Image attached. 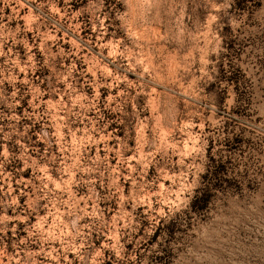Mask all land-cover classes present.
Here are the masks:
<instances>
[{"label": "clouds", "instance_id": "clouds-1", "mask_svg": "<svg viewBox=\"0 0 264 264\" xmlns=\"http://www.w3.org/2000/svg\"><path fill=\"white\" fill-rule=\"evenodd\" d=\"M0 264H264V0H0Z\"/></svg>", "mask_w": 264, "mask_h": 264}]
</instances>
